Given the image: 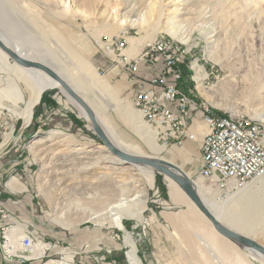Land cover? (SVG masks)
Here are the masks:
<instances>
[{
  "label": "bare ground",
  "instance_id": "1",
  "mask_svg": "<svg viewBox=\"0 0 264 264\" xmlns=\"http://www.w3.org/2000/svg\"><path fill=\"white\" fill-rule=\"evenodd\" d=\"M249 1L113 0L109 3L107 0H79L81 9L77 11L84 19H93L100 22L103 26L102 29L109 35H113L119 28H143L147 26L151 31L148 35L149 37L157 31L160 24L164 32L187 43L189 41L188 32L191 27L203 28L202 26L205 24L214 21L217 12L221 13L223 34L229 29L240 31V25L245 20L256 18L259 11L257 6H248ZM256 1L261 2L263 0ZM72 2L73 0H64L62 2L64 7L62 9L65 15L73 11ZM19 4L15 0H0V24L4 27L2 28L1 26L0 28L7 33H2L4 30L0 31V36L13 46L20 55L28 59H36L35 56L21 48L25 45L22 44L25 39L30 40L33 46L37 45L36 40L24 37V34L21 33L23 27H20L18 23L15 24L16 18L8 13L9 9L16 11L13 9L18 7ZM7 8L9 9L7 10ZM29 20L35 24L34 26L41 38H49V34L56 32L54 28H50L51 32L45 31L43 26L39 23L37 24L35 17H29ZM220 33L217 32L214 36H211L216 37L215 40L211 41L212 43L218 39ZM6 35H9V37ZM257 38L260 44L264 43V27L257 35ZM56 39V46L59 50H64L61 52L67 59L63 64H58L57 69L61 74L63 73L64 77L67 76L66 81L72 88L93 89V91L102 96L111 108L123 114L134 134L144 141L149 151L154 154L162 151L164 148L156 144L154 132L143 123H140L136 114H131L128 109H125L124 102H118L107 85L94 79L87 61L76 55L77 53L67 45L64 37H56ZM129 43L130 47L132 46V48L128 49L130 55L138 53L139 48L143 45V41L138 42L133 38H129ZM34 48H36L37 54L43 55L44 52L42 50H37V47ZM46 55H48L47 57H53L51 52H46ZM9 61L8 57L0 50V72L8 76L13 74L16 79L15 81L7 82V86L0 89L2 93L0 101L11 100L14 106L24 103L25 106L21 113L19 115L17 112L14 113L29 122L32 116V107L37 103L41 92L51 86H56V84L43 73L26 71L14 63L10 64ZM20 80L28 85L29 96L27 100L24 99L23 92L17 83ZM197 90L202 97H207L206 90L199 83ZM250 97L254 99L252 109L245 110L240 104L231 105V108L236 106L235 109H241L253 118L264 122V78H260L255 84ZM236 99L244 103L247 96L239 93ZM67 100L70 104L77 107L82 117L86 118L76 103L68 97ZM89 106L95 110L93 111L94 114L103 128L110 134L109 136H112L110 128L108 129L107 127L109 125H106V121L102 119V111H99L92 103ZM192 129H196V127ZM112 140L125 153L134 156L142 154L136 147L127 145L114 138ZM29 148L32 151L34 160H39L42 163V175L38 187L42 195L50 203L55 217L58 219H55L56 222L53 220L56 224L68 227V225L74 223L92 222L98 226L123 230L122 221L125 218L140 223L144 221L143 212L148 199L147 188H152L154 185L152 172L145 173L143 175L144 183H141L140 179L136 177V169H139V167L126 164L111 154L104 145L81 143L72 139L70 135H58L54 131L49 132L47 138L39 137L33 139ZM173 156L172 154V158ZM172 158L171 160H173ZM188 158L186 159L187 161L189 160ZM168 181L169 200L174 205H185L186 210L168 215L167 221L175 231V239L179 240L187 248L193 249L192 251L194 249L195 251L197 250L199 254L197 256L192 254L187 259L189 263L199 264L200 260H204L205 263L203 264H223L221 260L227 261L233 258L232 264H252L248 259L236 252L235 245L218 235L184 193L172 181ZM194 184L203 203L224 226L234 232L245 235H252L253 232H262L264 228V187L262 182H257L253 186L248 187L235 198L216 197L215 193L211 192L212 189L210 187L204 188L201 183L196 181ZM7 187L12 191L18 192L26 190L15 178L8 182ZM21 232V228H12L8 232L15 249L19 248L20 238L23 236ZM125 242L130 247V251L127 253L129 264H142L136 255L135 242L130 239L128 234ZM47 247L46 245H36L34 257L36 259L43 258L42 256ZM250 254L259 259L261 258V263L264 264L262 257L255 253ZM71 258L69 256L70 261L68 262L66 260H48L45 264H71L73 262Z\"/></svg>",
  "mask_w": 264,
  "mask_h": 264
},
{
  "label": "rangeland",
  "instance_id": "2",
  "mask_svg": "<svg viewBox=\"0 0 264 264\" xmlns=\"http://www.w3.org/2000/svg\"><path fill=\"white\" fill-rule=\"evenodd\" d=\"M107 1L109 2L110 0ZM15 2L18 4L20 3L18 7L13 9L16 11L7 8V10L9 9L8 13L10 16L16 18V21H14L15 24L18 23L20 27H23V30H21V33L24 34L23 36L36 40L37 44L33 46L31 41L27 39L24 40L25 42L18 40L22 42V44H25L21 47L22 49L35 56L36 59L47 62L57 68L58 64H63V62L67 61L63 52H61L64 50H59L55 42L57 41L56 37H64L67 45L77 53L76 55L87 61L94 79L101 81L109 88L111 87V90L114 92V97L122 99L130 113L136 114L138 121L143 123L139 114L132 108V99L127 90L129 81L123 78L125 74L122 72L118 73L117 71H115L117 73H105L108 68L107 62L96 52L93 47V41L98 40L101 34L106 33V31L102 29L103 26L100 22L93 19H84L82 15H80L79 11H77L81 9L79 0H73V11L67 15L64 14L62 9L64 8L62 3L64 0H15ZM248 6H257L259 11L256 18L245 20L243 24L240 25V31L229 29L223 34L221 13L217 12L214 21L205 24L201 29L191 27V30L188 32L190 43L193 45L198 44V48L194 50L195 56L200 57L201 51H204L205 59L208 62V65H205V67L207 69L213 67L212 69L210 68L213 78L210 79L209 89L206 90L207 97L204 98L213 107L222 110L221 112L235 109L236 106L231 108V105L233 106L235 104H240L245 110L252 109L254 99L250 97V95L258 80L264 78V43L260 44L257 38V35L264 27V0L261 2L250 0ZM219 15L220 17L218 18ZM29 17H35L37 24L39 23L43 26L45 31H50V28H54L56 32L51 35L49 34V38H41L34 26L35 24L29 20ZM15 18L13 19L15 20ZM1 26L0 24V27ZM160 26L159 24L157 31L149 37L148 35L151 31L147 26L143 28H119L118 30L116 29L117 31L113 35L126 32L125 39L128 44V49L132 48V46L130 47L129 38H133L138 42L143 41L142 47L152 42L159 35H164L170 40L181 41L164 32ZM2 28L4 27L2 26ZM2 28H0L1 32L4 30ZM4 31L2 33H6V31ZM217 32H221L220 36L212 43L211 41L215 40L216 37L211 36H214ZM6 36L9 37V35ZM34 47H37V50H42L44 52L43 55L37 54L35 51L36 48ZM46 52H51L53 57H47L48 55H46ZM9 63L13 64L11 61H9ZM100 63H103V66L105 64V67L101 66ZM201 64H204V61H202ZM116 74H119V76L115 77ZM120 75H122L123 80L120 79ZM12 78H14V76H12ZM121 81H124L126 85H120ZM17 83L21 91L23 92V89H25L26 94L29 95L28 85L21 80ZM185 85L189 87L191 83L185 82ZM48 91H55L57 93V100L63 108L62 112H60L61 114L54 115V119L52 120L53 123H49L48 125L38 123L32 126L30 123L33 120V115L30 122L18 116L24 109V103H19L14 106L11 100L5 99L2 100L3 102L0 101V106H2L0 107V162L7 160L3 167L4 170H7L11 167L10 165H12L11 171L2 175L0 188L6 196L14 200L15 203H19L18 210L16 212L12 211L20 218L19 223L14 226V229L21 228L22 232L26 229L27 232H34L36 235L38 234L37 232H40V234L43 233L48 240H52V242L47 240L43 242L51 245H54L56 241L54 237L50 236L51 233L62 234V236L67 239V242H71L77 236H79V238L82 237L80 238L81 241H78L76 247L84 251L85 246H92L91 253L97 252L99 254L96 259L97 264L105 263L106 259L104 257L107 255H109V257L113 255L116 256V261L112 264H129L127 253L130 251V247L127 246L125 242L127 234L130 236V239L135 242L136 255L142 264H193L189 263L187 259H189L192 254L195 256L199 255L197 250L195 251L194 249V251H192L193 249L187 248V246L182 245L179 240L175 239V231L167 221L168 215L177 214L180 211L186 210V206H171V201L168 196L169 181L163 176L141 167L136 169V177L140 179L139 181L141 183H144L143 175L145 173L152 172L154 175L153 187L147 188L148 199L145 211L143 212V222L140 223L125 218L122 221L123 230L107 226H98L92 222L74 223L68 225V227H63L55 223V219L57 218L55 217L54 211L38 187L41 181L42 163L39 160H34L32 151L29 148L30 142L39 137L47 138L48 133L54 131L58 133V135H70L72 139L81 143L83 142L91 145L102 144L98 142V139H94L95 135L90 129L89 124L80 116L76 107L70 104L67 98L62 95L58 89H50ZM76 91L87 104L92 103L99 111H102V119L106 121V125H109L107 127L108 129L110 128L109 130L112 134V136H110L111 138L113 137L127 145L136 147L140 153H142L140 156L165 159L179 167L186 175L194 180V182L201 183L204 188L210 187L208 183L197 177L199 160L198 147L202 133H194L190 139L186 138L181 147L163 149L158 154H154L149 151L144 141L138 135L134 134L129 122L128 125L125 124L123 119H120L118 116L117 110L111 108L101 95L90 88L86 90L76 88ZM239 93L247 96L244 103L236 99ZM1 95L2 93L0 92V96ZM14 112H17L18 115H15ZM247 115L251 116L249 114ZM72 117L80 120L83 126L76 124L72 120ZM64 119L67 121L65 122ZM197 128L202 129V132L204 130L202 126H198ZM191 140H193V142H191ZM157 145L160 147V144ZM172 154L174 155L173 158ZM171 158L173 160H171ZM187 158L189 159L188 161L186 160ZM12 178L17 179L26 190L18 192L12 191L10 188L6 187ZM161 187H164L167 198L161 195ZM211 189V192L215 193L216 197H220L217 191L213 188ZM11 191L15 194H12ZM4 204L7 206L6 210L14 208L15 206V204L10 201H6ZM262 232H264V228ZM260 241L262 243L260 245L264 246V237ZM66 243H64V246L68 245ZM105 247L108 248V250L105 252V256H101L103 253L102 250H104ZM235 250L252 264H262L261 258L254 257L252 254L241 251L237 247ZM63 251L64 257H66L65 259L67 260L66 262L70 261L69 256H71L75 264L76 254L65 249ZM76 252L78 251L76 250ZM50 259L60 260V257H44L42 263L44 264L46 261H50ZM232 259L227 261L221 260V263L232 264ZM203 263H205L204 260L199 261V264Z\"/></svg>",
  "mask_w": 264,
  "mask_h": 264
},
{
  "label": "built area",
  "instance_id": "3",
  "mask_svg": "<svg viewBox=\"0 0 264 264\" xmlns=\"http://www.w3.org/2000/svg\"><path fill=\"white\" fill-rule=\"evenodd\" d=\"M125 35L126 32L101 34L93 41V47L107 62L105 73L122 72L130 83H135L132 108L154 132L157 144L164 149L181 147L189 138V129L201 125L204 134L198 147V178L217 191L219 198H235L257 182H262L264 187V122L241 109L221 112L201 96L197 85L209 89L213 67H205L208 62L204 51L200 57L195 56L198 44L159 35L132 56L128 53ZM8 218L0 207L3 264L35 260L36 245L48 246L43 258L56 248V244L44 243L34 232H27L15 249L8 232L16 224L1 226ZM63 250L58 249L56 254L65 261Z\"/></svg>",
  "mask_w": 264,
  "mask_h": 264
},
{
  "label": "water",
  "instance_id": "4",
  "mask_svg": "<svg viewBox=\"0 0 264 264\" xmlns=\"http://www.w3.org/2000/svg\"><path fill=\"white\" fill-rule=\"evenodd\" d=\"M0 50L8 57V60L13 62L18 67L26 71L43 73L48 78H50V80L56 84V86L50 89H58L62 95H64L65 97L67 96L74 103H76V105L84 113L86 118L82 117L81 115L80 116L84 118V120L89 124V127L92 130L93 134L99 139L100 143L110 151L111 154L118 157L126 164L150 170L153 173L161 175L167 180L172 181L184 193L187 199L195 206L197 211L211 224L218 235L228 240L241 251L255 253L264 259V246L260 245L255 240L250 239L238 232H234L224 226L203 203L202 199L197 193L194 181L190 177H188L179 167L161 158L134 156L125 153L116 146L112 138L109 136L108 132L98 121L93 110L86 104L84 100H82V98L78 95V93H76L72 86H70L56 72V70H54L48 64L28 59L20 55V53L13 46L8 44L2 36H0ZM45 91L46 90L42 91L37 104H39L41 96Z\"/></svg>",
  "mask_w": 264,
  "mask_h": 264
},
{
  "label": "crops",
  "instance_id": "5",
  "mask_svg": "<svg viewBox=\"0 0 264 264\" xmlns=\"http://www.w3.org/2000/svg\"><path fill=\"white\" fill-rule=\"evenodd\" d=\"M32 60H36V61H40V62H42V63H45V64H48L50 67H52L54 70H56V72L58 73L59 71H57L58 69L56 68V67H54V66H52V65H50L49 63H47V62H44V61H42V60H38V59H32ZM13 63V62H12ZM100 65L101 66H103V63H100ZM103 67H105V64H104V66ZM60 73V72H59ZM58 73V74H59ZM115 73H117V72H115ZM118 73H120V72H118ZM65 81H66V77H64V75H62L61 73L59 74ZM10 76V77H9ZM7 75V74H2L1 72H0V89L1 88H3V87H6L7 86V81L9 82H12V81H14L15 80V78H12V74H10V75ZM117 76H119V74H116L115 75V77H117ZM120 79L121 80H123L122 79V75H120ZM124 79H126V77H123ZM127 80V79H126ZM67 82V81H66ZM68 83V82H67ZM69 84V83H68ZM70 85V84H69ZM120 85H122V86H125L126 84H124V81H121V83H120ZM128 86H127V90H128V92H129V95H130V97H131V99H132V97H133V94H134V89H135V83H130L129 82V84H127ZM71 86V85H70ZM50 88H52V86L50 87ZM50 88H47V89H45L46 91L43 93L44 94V100H43V102L41 103V105H40V102H39V104H35L33 107H32V115L34 116V112H35V119L33 120V122H31L30 123V125H32V126H34V124H38V123H43V125H48L49 123H53L52 122V120L54 119V115H56V114H61L60 112H62V107H61V105H60V103L58 102V100H57V93H53V92H51V91H48V90H50ZM74 88V87H73ZM110 89H111V87H110ZM74 90L76 91V89L74 88ZM44 91V90H43ZM23 92H24V94H25V96H24V99L26 98V100L28 99V96L29 95H27L26 94V90L25 89H23ZM28 93H29V90H28ZM42 93V92H41ZM76 93H78L77 91H76ZM23 94V95H24ZM42 94V95H43ZM112 94H113V97H114V92L112 91ZM78 95H79V93H78ZM80 96V95H79ZM42 97V96H41ZM81 97V96H80ZM115 98V97H114ZM117 99V98H116ZM117 101L118 102H121L122 101V99H117ZM3 102V101H2ZM38 102V101H37ZM53 102H55V104L57 105V106H55L54 104H53ZM86 102V101H85ZM87 103V102H86ZM13 104V103H12ZM14 105V104H13ZM88 106H89V104H88ZM92 110H93V108L91 107V106H89ZM124 108L125 109H127V106H125V104H124ZM93 111H95V110H93ZM118 113V116L120 117V119H123V121L125 122V124H127L128 125V121L124 118V116H123V114L121 113V112H117ZM63 115V114H62ZM32 117V116H31ZM42 120V121H41ZM67 120H68V118H67ZM66 119H64V121L66 122L67 121ZM30 122V121H29ZM67 124V123H66ZM29 125V126H30ZM40 126H42V125H40ZM194 133L195 134H201V133H204V130H203V132H202V129H200V128H197V129H190L189 130V132H188V136H189V138H191L190 136H192V135H194ZM185 141V140H184ZM183 141V142H184ZM189 144V143H188ZM199 161V160H198ZM5 162H7V160H5V161H1L0 162V181H1V178H2V175L4 174V173H7V172H10L11 171V167H12V165H10L11 167L10 168H8L7 170H4L3 169V167H4V165H5ZM186 164V163H185ZM198 167V166H197ZM7 187V186H6ZM11 193L12 194H15V193H13L12 191H11ZM23 199H25V198H23ZM6 201H10V202H13L14 204H15V206H14V208H11V206H10V208L12 209H9V210H6L7 208V206L4 204V202H6ZM26 202V201H25ZM24 202V203H25ZM165 203H167V204H169L168 202H165ZM170 204H171V206H174V207H180V206H183V205H174V204H172L171 202H170ZM0 206L7 212V214H8V220L7 221H5V222H2L1 223V226H6V225H12V224H17V223H19V220H20V218L14 213V212H16L17 210H18V206H19V203H15L14 202V200H12L10 197H8V196H6L4 193H3V191L1 190V188H0ZM14 209V210H13ZM12 211H14V212H12ZM230 229V228H229ZM233 231V230H232ZM22 234H25V233H27V230L26 229H24L23 230V232H21ZM38 234H37V236H38V238L40 239V240H42V241H44V240H47V241H49V242H52V240H48L46 237H45V235L43 234V233H41L40 234V232H37ZM239 233V232H238ZM240 234H242V235H244V236H246V237H248V238H250V239H253V240H255L257 243H259V244H262L261 243V239L264 237V232H253V234L252 235H245V234H243V233H240ZM50 236L51 237H54L55 239H56V241H55V244L57 245L56 246V248H54V249H52L50 252H48L47 253V255L45 256V257H53V256H59L58 254H56V251L58 250V249H60V248H64L65 250H68L69 252H72V253H75L76 254V261H75V264H97V262H96V259L98 258V253L96 252V253H91L92 251H91V247L92 246H90V247H88V246H85V250L84 251H81V248L80 249H78V247H76L77 246V244H78V241L80 240L81 241V239L80 238H82V237H80L79 238V236H77V237H75L71 242H67L66 240V238L65 237H63L62 236V234H50ZM67 243H66V242ZM64 243H66V244H68L67 246H64ZM83 246V245H82ZM81 246V247H82ZM88 249V250H87ZM93 249V248H92ZM75 250V251H74ZM76 250L78 251V252H76ZM108 250V248H104V250H102L103 251V253H102V255L101 256H105V252ZM105 259H106V262L105 263H102V264H112V263H114L115 261H116V256L115 255H113V256H111V257H109V255H107V256H105L104 257ZM43 259V258H42ZM42 259L40 258V259H35V260H32V261H30V262H28V263H26V264H43L42 263ZM51 260V259H50ZM66 260V259H65ZM67 261V260H66ZM46 263V262H45ZM44 263V264H45ZM0 264H3V261H2V258H1V254H0Z\"/></svg>",
  "mask_w": 264,
  "mask_h": 264
},
{
  "label": "trees",
  "instance_id": "6",
  "mask_svg": "<svg viewBox=\"0 0 264 264\" xmlns=\"http://www.w3.org/2000/svg\"><path fill=\"white\" fill-rule=\"evenodd\" d=\"M188 73H187V71L185 72V75H187ZM53 93H56L55 91H52ZM44 94L42 95V97H41V100H40V105H41V103L43 102V100H44ZM55 106H57L56 104H55V102L53 103ZM35 112H34V116H33V120L35 119ZM33 120H32V122H33ZM72 120L76 123V124H78V125H80V126H83L82 125V122L80 121V120H78V119H75V118H73L72 117ZM94 139H98V138H96L95 136H94ZM99 140V139H98ZM98 142H100V141H98ZM161 195L162 196H164L165 198H167V196H166V191H165V189H164V187H161Z\"/></svg>",
  "mask_w": 264,
  "mask_h": 264
}]
</instances>
